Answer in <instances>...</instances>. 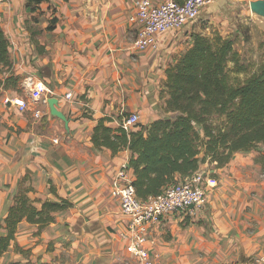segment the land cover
<instances>
[{
	"label": "crops",
	"instance_id": "1",
	"mask_svg": "<svg viewBox=\"0 0 264 264\" xmlns=\"http://www.w3.org/2000/svg\"><path fill=\"white\" fill-rule=\"evenodd\" d=\"M27 1L0 0L10 71L21 77L18 87L0 85V222L23 186L30 187L34 200L60 196L74 206L43 228L21 221L0 264H134L124 236L128 217L111 189L133 150L115 153L96 146L92 129L104 116L113 118L108 125L119 126L132 111L140 114L132 129L175 116L166 111L162 94L167 68L193 45L196 34L205 33L204 27L198 19L158 33L155 45L139 50L134 45L137 0H45L36 9ZM227 1L216 0L201 17L225 36L230 34ZM37 9L42 17L35 23ZM28 76L40 78L49 91L27 87ZM16 97L24 98V108L7 101ZM51 97L58 98L69 128L44 101ZM263 149L237 151L222 168L201 164L206 207L197 215H170L151 227L155 264H246L264 254ZM130 172L134 176L133 167Z\"/></svg>",
	"mask_w": 264,
	"mask_h": 264
},
{
	"label": "trees",
	"instance_id": "2",
	"mask_svg": "<svg viewBox=\"0 0 264 264\" xmlns=\"http://www.w3.org/2000/svg\"><path fill=\"white\" fill-rule=\"evenodd\" d=\"M33 1L45 0H28V4ZM55 23L53 18L48 28L52 29ZM35 33L32 39L38 43ZM230 62L235 63L232 70ZM12 67L9 40L0 20V85L19 86L21 77L10 71ZM245 68L232 37L219 31L214 36L198 33L193 45L167 68L162 94L166 97V111L176 115L160 117L131 130L108 125L106 122L113 118L104 116L92 129L93 142L115 153L124 148L133 150L129 164L141 198L159 194L199 170L203 162H215L216 167L222 168L237 151L264 145V60L251 76L236 83L231 72ZM262 156L264 164V149ZM29 190L28 186L20 187L4 223L0 222V257L16 237L21 221L43 228L56 221L59 212L74 206L71 200L60 196L34 200ZM51 190L57 194L53 183ZM3 228L6 234L1 233Z\"/></svg>",
	"mask_w": 264,
	"mask_h": 264
},
{
	"label": "built area",
	"instance_id": "3",
	"mask_svg": "<svg viewBox=\"0 0 264 264\" xmlns=\"http://www.w3.org/2000/svg\"><path fill=\"white\" fill-rule=\"evenodd\" d=\"M216 0H137L135 17L137 34L134 45L144 50L156 44L158 33L180 29L185 24L197 20L202 12ZM25 84L30 89L41 92L49 91L46 83L36 76H28ZM72 92L67 93L71 97ZM11 101L21 108L26 106L23 97ZM45 102L48 98L44 99ZM40 110L37 111V115ZM140 121L138 111L125 114L120 125L131 130ZM57 141V139H56ZM130 164L124 162L118 175L112 181L111 189L120 198L121 211L128 217L127 231L124 233L129 251L135 257L134 264H155L149 247V232L154 224L170 215H197L203 211L208 201L207 183L202 171L179 179L165 187L157 195L141 198L133 184ZM246 264H264V254L252 257Z\"/></svg>",
	"mask_w": 264,
	"mask_h": 264
},
{
	"label": "rangeland",
	"instance_id": "4",
	"mask_svg": "<svg viewBox=\"0 0 264 264\" xmlns=\"http://www.w3.org/2000/svg\"><path fill=\"white\" fill-rule=\"evenodd\" d=\"M30 6L34 9L38 8L35 1ZM225 6L230 10L227 17L229 21L226 23L230 34L226 36L234 39L235 48L240 53L241 63L246 67L241 72L232 71L231 76L236 83L243 82L259 69L264 60V18L252 13L250 0H228ZM37 13L35 23L42 17V14H39L40 10L37 9ZM201 17L197 19V23L201 22L203 25L205 30L203 34L214 36L215 32H220L219 27L211 23L210 19L202 20ZM229 65L231 70L235 68L234 62H230Z\"/></svg>",
	"mask_w": 264,
	"mask_h": 264
},
{
	"label": "water",
	"instance_id": "5",
	"mask_svg": "<svg viewBox=\"0 0 264 264\" xmlns=\"http://www.w3.org/2000/svg\"><path fill=\"white\" fill-rule=\"evenodd\" d=\"M250 8L253 14H257L259 16H262L264 18V0H250ZM51 111L54 115L59 116L66 122V127L69 128V118L57 108L58 105V98L57 97H51L48 100Z\"/></svg>",
	"mask_w": 264,
	"mask_h": 264
}]
</instances>
